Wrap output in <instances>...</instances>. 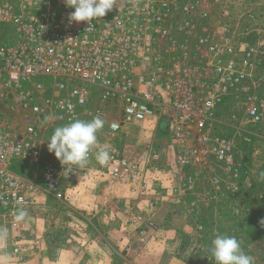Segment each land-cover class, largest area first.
I'll use <instances>...</instances> for the list:
<instances>
[{
	"label": "built area",
	"instance_id": "built-area-1",
	"mask_svg": "<svg viewBox=\"0 0 264 264\" xmlns=\"http://www.w3.org/2000/svg\"><path fill=\"white\" fill-rule=\"evenodd\" d=\"M260 3L116 0L88 28L87 21L69 22L74 9L65 0H0V20L15 36L0 42V259L25 261L41 194L63 201L90 178H100L104 189L129 184L134 192L119 206L126 213L127 241L119 252L125 262L158 240L155 215L163 205L189 198L201 213L216 212L251 189L231 141L212 125L227 102L246 123L264 120ZM94 116L104 121L98 143L86 166L68 174L47 140L55 127ZM145 124L168 136L175 148L170 160L151 139L140 158L126 154L119 138ZM102 147L110 152L103 165L95 159ZM195 224L202 240L205 225ZM78 230L64 231L72 238Z\"/></svg>",
	"mask_w": 264,
	"mask_h": 264
},
{
	"label": "rangeland",
	"instance_id": "rangeland-1",
	"mask_svg": "<svg viewBox=\"0 0 264 264\" xmlns=\"http://www.w3.org/2000/svg\"><path fill=\"white\" fill-rule=\"evenodd\" d=\"M260 2L256 9L260 19H263L264 0H260ZM14 39L13 26L0 20V42L9 41L8 43H12ZM227 103L219 109L218 120L212 125V131L214 134H218L231 141L238 159L248 174L256 181L258 180L262 186V190H264V120L262 123L256 125L246 123L242 113L230 105L229 102ZM18 119V115L13 114L9 122L14 125ZM167 137L157 126L145 124L131 128L127 136L119 138V142L125 147V152L128 156L138 159L144 154L146 139L154 140L157 147L159 144L161 153L162 155L164 154L163 157L168 158L166 160L168 161L175 153V148L172 147ZM51 156L52 158H56L54 152L51 153ZM16 165L32 169L31 165L25 163H17ZM95 179L97 180V178H92L91 181ZM84 185L83 182H77L73 189L69 190L63 201H57L50 196L46 200L42 199L41 216L36 215L35 218L36 220L40 219L41 223L39 224V228L36 226V223L31 226L32 231L30 236H28L27 244L29 251L25 261L17 263L12 259L3 258L0 259V264H76L72 263V261L76 260L79 261L77 264H80V260L83 257L87 258V254L84 251H87L91 255H97V261L93 262V264H129L121 262L116 257L115 252H113L114 248H111L109 243L103 245L102 248L105 251H99L96 247L97 245L93 246L96 242L98 244L99 241L102 242L103 238L117 244L115 240H117L116 237L121 232L114 228L98 231L101 233L100 235L95 229L94 223H89L83 233L85 236H91V239L85 243L86 246L88 243L90 246L89 248L84 247V249L81 248L80 250L75 248L73 244L81 246V235H74L72 238H68L65 234L64 230L68 227L84 228L86 222L85 216L72 214L71 212V207L73 209L79 208V201H76L79 195L82 194ZM206 186L207 183L205 182L198 184L199 188ZM185 200L184 204H167L158 210L155 218L159 222L160 220L165 221L169 230L161 234L159 243H153L144 252L136 256L133 264H210L209 261L203 262L202 259L205 257L206 260L211 261L213 257L208 258V256H204L207 254L202 251L201 247L199 250L202 253L197 252V244L201 243V245L203 244L202 246L208 244L210 237H212L211 234L215 233L214 229L211 230V225H215L216 222H218L219 226L223 227L224 233L227 232L225 228L231 224L230 218L224 212L217 213L214 217H211L213 215L203 214L200 212L198 206H193L190 203L191 200L189 198ZM75 210L77 211V208ZM86 216L91 220L92 217ZM252 217L250 216L248 220L249 225L252 226L250 227L251 230L243 231L246 240L251 244L249 251L246 253L254 258V264H264V233L263 235H259L262 231L256 230L257 224L252 220ZM200 218H205L207 225L206 235L202 240L197 239L198 232L195 224ZM94 219H96L95 216H93ZM261 226L264 228V225ZM243 232L237 231L238 234L235 237L241 238ZM77 234L80 233L78 232ZM172 238L174 241L171 243L170 239L172 241ZM69 239L74 241L72 243L71 241L68 242ZM118 248H120V245L117 244ZM102 252H105L106 255L108 254L110 257L109 262L106 263L103 260H98L104 255ZM128 258L132 260L131 256ZM86 261L84 264H86ZM81 264L83 263L81 262Z\"/></svg>",
	"mask_w": 264,
	"mask_h": 264
},
{
	"label": "crops",
	"instance_id": "crops-1",
	"mask_svg": "<svg viewBox=\"0 0 264 264\" xmlns=\"http://www.w3.org/2000/svg\"><path fill=\"white\" fill-rule=\"evenodd\" d=\"M148 139H146L147 141ZM168 140V139H167ZM145 141V142H146ZM145 145V144H144ZM156 149L158 151H160V146L158 144V147L156 145ZM175 154V153H174ZM164 155V154H163ZM173 156V155H172ZM253 180V187L251 189H247V188H242V190L240 191L239 196L232 201L231 204L229 205H225V206H219L220 208L218 209V211L215 212L214 208H210L207 211H204L203 214H209V215H213L211 217H214L215 214L217 213H221L224 212L227 214L228 218H230V222L231 224L229 226H226L227 228H225V230L227 232L224 233L223 231V227L218 225V222L215 223V225H211V230L214 229V234H211L212 237H210L208 244H204V246L200 244H197V252H201L204 251V253H206L207 255L204 256H208V258H211V252H210V246H211V241L215 238L216 235L218 234H227L230 236H235L238 232H243V231H247V230H251L250 227H252L251 225H249L248 220L250 216L252 217V220L254 222H256L257 224V228L256 230L258 231H262V233H259V235H263L264 233V228L261 225H264V190H262V186L261 184L258 182V180L256 181L254 178H251ZM96 180V179H95ZM92 180L91 178L89 179V181L87 182H83L85 185L83 187L82 190V194L79 195L78 199L76 202L79 201V208H77V211L75 209H73L71 207V212L72 214H81L83 216H85L86 222L84 224V228H82L81 230L79 229L77 232H79L80 234H76V235H81V246L78 244H73V246H75V248H78L79 250L81 248L84 249V247L89 248V243L87 244V246L85 245L87 240H90L91 236H85L84 229L85 227L88 226V224H92L94 223V227H96L95 229L98 231H103L104 229L108 230V229H112L114 228L115 230L120 231L121 233L119 235H117L115 242H117L118 245H120V248L117 249V244L114 242L109 241L108 239L105 240V238H103V241H99V244L95 243L93 244V246H96L98 248L99 251H105L103 247V245L106 243H109V246H111V248H114L116 257L124 263H129V264H133L134 263V258L136 256H138L137 253L135 254H130L127 257H132V260L130 258H127L128 260H130L129 262H125L124 259L122 257H126L125 255H122V257L120 256L119 252L123 250V247L126 243V236L127 233L124 231V224L126 222V213L123 211L119 210V206L121 205V201H125V197H131L134 195V192H132L130 190L129 184L124 185L123 187H118L117 184H113V187L111 190L108 189H104L102 188V183H101V179L97 177V180ZM151 185L153 187H156V190H159V188L157 187L158 183L155 181H150ZM165 185L166 182H164ZM48 197L46 195H40V202L42 199H47ZM167 205V204H166ZM234 205L235 209L232 210H237V211H230L229 209H231V206ZM164 206V205H163ZM162 206V207H163ZM42 207V204H41ZM201 212V210H200ZM169 213V212H167ZM37 216H41L40 212H38V214H36ZM90 216L91 220L86 216ZM93 216H95V218L93 220ZM120 221H119V220ZM200 221L203 222V224L205 225L206 228V223H205V218H200ZM199 220L197 222H199ZM159 222V221H158ZM37 224L36 226H38L39 228V224L41 223V220H33L31 224ZM98 223V224H96ZM101 223V224H100ZM161 229L160 232L158 234V240L155 242L157 243L160 240L161 234L165 231H168V226H166L165 221H161L159 222ZM102 225V226H101ZM115 226V227H113ZM70 228V227H68ZM261 229V230H260ZM32 231V229H31ZM253 231V229H252ZM98 234L101 235L100 232H98ZM84 240V238H86ZM69 238V237H68ZM237 239L239 240V242L241 243V247L243 248V250L245 252L249 251L251 244L248 243V241L245 238V234L244 232L241 234V238L237 237ZM84 240V241H83ZM71 241V243L74 241L72 239H69L68 242ZM174 240L172 238V241L170 239V242L172 243ZM112 243V244H111ZM159 243V242H158ZM80 246V247H79ZM107 247V246H106ZM201 247L202 251L199 250ZM246 247H248V249H246ZM85 248V249H87ZM77 250V249H76ZM85 254H87V261L86 259L83 257L82 260H80V264L81 262L84 264L86 261V264L88 262V264H93V262L97 261V255L96 254H89L87 253V251H84ZM103 256H101V258H99L98 260H103L106 263L110 261V257L108 256V254L106 255L105 252ZM99 254V253H98ZM91 255V256H89ZM100 255V254H99ZM41 260V259H39ZM202 261H209V263H211V261L214 260H206V258L204 257V259H202ZM79 261H72V263H78Z\"/></svg>",
	"mask_w": 264,
	"mask_h": 264
},
{
	"label": "clouds",
	"instance_id": "clouds-1",
	"mask_svg": "<svg viewBox=\"0 0 264 264\" xmlns=\"http://www.w3.org/2000/svg\"><path fill=\"white\" fill-rule=\"evenodd\" d=\"M65 3L74 9L69 13V22L87 21L88 28H93L92 21L104 17L111 11L116 0H65ZM67 108L71 111L73 105L69 103ZM103 126L104 121L99 116L87 121L70 120L64 125L55 127L47 140L48 151L54 152L68 174L73 169H83L89 162L90 152L98 143L97 133ZM109 157L110 152L107 147L99 148L95 152V159L101 165L107 163ZM210 252L215 264H254V258L242 249L235 236L216 235L211 241Z\"/></svg>",
	"mask_w": 264,
	"mask_h": 264
}]
</instances>
